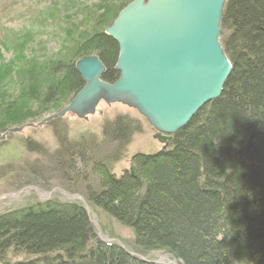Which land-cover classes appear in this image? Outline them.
Instances as JSON below:
<instances>
[{"label":"trees","instance_id":"1","mask_svg":"<svg viewBox=\"0 0 264 264\" xmlns=\"http://www.w3.org/2000/svg\"><path fill=\"white\" fill-rule=\"evenodd\" d=\"M220 37L232 63L222 94L174 134L166 150L135 155V176L117 177L108 167L140 132L134 120L118 116L105 123L103 143L111 151L103 155L96 138L71 141L60 133L56 162L61 172L85 188L90 207L94 203L132 228L137 252L145 257L163 251L182 264H264V0H227ZM88 44V53L106 68L102 79L116 82L118 44L104 29ZM40 73L37 88H46L38 109L32 113L24 97L17 96L7 106L10 115L21 112L35 122L85 85L75 61L51 59ZM39 260L156 264L102 241L83 204L54 200L0 214V264Z\"/></svg>","mask_w":264,"mask_h":264},{"label":"rangeland","instance_id":"2","mask_svg":"<svg viewBox=\"0 0 264 264\" xmlns=\"http://www.w3.org/2000/svg\"><path fill=\"white\" fill-rule=\"evenodd\" d=\"M131 1L0 0V214L48 200L80 205V200L85 201V188L73 184L72 176L63 174L56 162L61 132H65L71 141L96 138L100 155H103L111 151V146L103 143L102 131L106 122L118 116L137 122L140 132L134 134L127 148L108 164L109 170L117 177L130 172L135 155H153L162 151L164 145L155 138L156 132L150 123L136 110L122 104L101 103L95 114L86 119L67 114L42 125L44 120L67 108L78 93L60 103L58 110L35 122L24 119L21 112L10 115L7 107L18 99L17 96L24 97L27 107L34 113L38 109V97L46 88H37L38 82L35 81L40 70L46 68L51 59L75 61L76 68L82 54L96 56L88 53L89 40L103 29L105 33L114 16ZM30 93L36 97L26 98ZM29 144H37L40 149L30 150ZM88 210L101 239L120 243L127 251L138 254L132 228L94 203L91 207L88 205ZM145 258L157 263L182 264L163 251L150 252ZM37 264L45 263L39 260Z\"/></svg>","mask_w":264,"mask_h":264},{"label":"water","instance_id":"3","mask_svg":"<svg viewBox=\"0 0 264 264\" xmlns=\"http://www.w3.org/2000/svg\"><path fill=\"white\" fill-rule=\"evenodd\" d=\"M226 2L134 0L129 3L105 30L119 46L115 67L118 80L103 81L106 68L100 59L83 57L77 62L76 70L85 86L55 117L71 113L86 119L95 114L101 100L108 105L119 103L142 115L157 131L155 138L165 148L201 108L220 97L232 72V63L220 40ZM130 175L135 176L133 167ZM126 252L142 261L157 263Z\"/></svg>","mask_w":264,"mask_h":264},{"label":"bare ground","instance_id":"4","mask_svg":"<svg viewBox=\"0 0 264 264\" xmlns=\"http://www.w3.org/2000/svg\"><path fill=\"white\" fill-rule=\"evenodd\" d=\"M119 14V13H118ZM118 16V15H117ZM86 57H88V56H86ZM80 92V91H79ZM78 92V93H79ZM101 103H105L104 102V100H101V102L99 103V104H101ZM105 104H107V103H105ZM115 104H119V103H115ZM108 105V104H107ZM68 114H71V113H68ZM56 115V114H55ZM55 115H53V116H51V117H53L50 121H52V120H54V119H56L57 117H55ZM67 115V114H66ZM50 118V117H49Z\"/></svg>","mask_w":264,"mask_h":264}]
</instances>
